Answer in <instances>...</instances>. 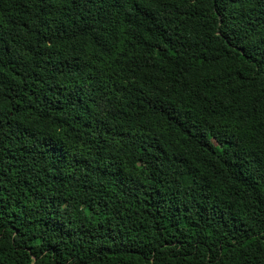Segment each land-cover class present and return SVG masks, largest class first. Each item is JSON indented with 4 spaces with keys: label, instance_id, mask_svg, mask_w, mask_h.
<instances>
[{
    "label": "trees",
    "instance_id": "16d2710c",
    "mask_svg": "<svg viewBox=\"0 0 264 264\" xmlns=\"http://www.w3.org/2000/svg\"><path fill=\"white\" fill-rule=\"evenodd\" d=\"M0 264H264V0H0Z\"/></svg>",
    "mask_w": 264,
    "mask_h": 264
}]
</instances>
